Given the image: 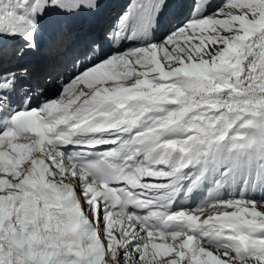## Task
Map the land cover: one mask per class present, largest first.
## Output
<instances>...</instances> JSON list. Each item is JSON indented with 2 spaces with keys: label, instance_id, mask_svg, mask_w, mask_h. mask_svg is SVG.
Instances as JSON below:
<instances>
[{
  "label": "snow or ice",
  "instance_id": "1",
  "mask_svg": "<svg viewBox=\"0 0 264 264\" xmlns=\"http://www.w3.org/2000/svg\"><path fill=\"white\" fill-rule=\"evenodd\" d=\"M0 0V264H264V0Z\"/></svg>",
  "mask_w": 264,
  "mask_h": 264
}]
</instances>
